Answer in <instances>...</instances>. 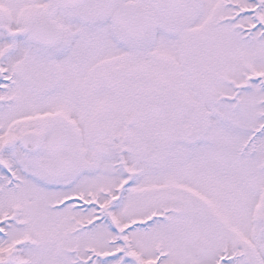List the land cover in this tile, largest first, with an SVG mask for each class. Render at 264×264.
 Wrapping results in <instances>:
<instances>
[{
	"label": "snow or ice",
	"instance_id": "1",
	"mask_svg": "<svg viewBox=\"0 0 264 264\" xmlns=\"http://www.w3.org/2000/svg\"><path fill=\"white\" fill-rule=\"evenodd\" d=\"M0 264H264V0H0Z\"/></svg>",
	"mask_w": 264,
	"mask_h": 264
}]
</instances>
